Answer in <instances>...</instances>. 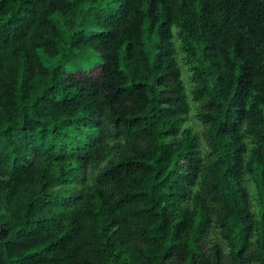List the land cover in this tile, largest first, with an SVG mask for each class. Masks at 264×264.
I'll use <instances>...</instances> for the list:
<instances>
[{"label":"trees","instance_id":"trees-1","mask_svg":"<svg viewBox=\"0 0 264 264\" xmlns=\"http://www.w3.org/2000/svg\"><path fill=\"white\" fill-rule=\"evenodd\" d=\"M0 264H264V0H0Z\"/></svg>","mask_w":264,"mask_h":264},{"label":"rangeland","instance_id":"rangeland-1","mask_svg":"<svg viewBox=\"0 0 264 264\" xmlns=\"http://www.w3.org/2000/svg\"><path fill=\"white\" fill-rule=\"evenodd\" d=\"M100 60L101 59L98 54L93 52L91 49H88L87 51L83 52L81 56H78L72 61L66 62L64 64V69L66 72H72L74 74H81L84 72V70L96 74V66ZM184 127H191L196 133L202 132L203 126L195 116L193 109L190 110L186 118L180 123V129H183ZM200 142L202 144V140ZM104 163L105 162L101 163L100 166H102Z\"/></svg>","mask_w":264,"mask_h":264}]
</instances>
